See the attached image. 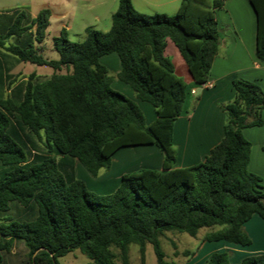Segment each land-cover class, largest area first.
Returning a JSON list of instances; mask_svg holds the SVG:
<instances>
[{
	"label": "trees",
	"instance_id": "16d2710c",
	"mask_svg": "<svg viewBox=\"0 0 264 264\" xmlns=\"http://www.w3.org/2000/svg\"><path fill=\"white\" fill-rule=\"evenodd\" d=\"M249 1L256 14L255 56L263 61L264 0ZM223 4L181 0L173 15H150L131 0H119L107 32L88 26L83 40L71 41L61 27L52 38L57 59L34 46L46 36L48 8L34 17L22 9L0 13V48L18 61L52 68L46 78L30 73L11 85L0 53V88L9 90L7 96L0 92V211L13 206L17 213L0 222V264L16 239L28 250L27 264H59L57 258L73 250L85 254L87 264H129L130 244L138 245L140 264L146 244L156 264H180L167 260L161 248L167 231L196 236L203 228L201 240L251 242L242 224L252 214L264 220V192L260 176L247 168L251 143L242 129L263 124L264 92L257 83L232 79L221 139L202 161L174 167L173 123L183 111L187 86L165 55L166 39L192 81L205 83L219 44L215 10ZM11 38L15 42L7 44ZM109 53L119 57L117 78L154 108L151 123L135 101L110 86L112 78L99 62ZM144 145L161 150V169L124 173L108 194L75 178V160L96 176L119 149ZM24 214L31 218L23 220ZM193 253L181 252L189 258ZM200 264H264V253L232 263L227 252H212Z\"/></svg>",
	"mask_w": 264,
	"mask_h": 264
},
{
	"label": "crops",
	"instance_id": "0c3cea01",
	"mask_svg": "<svg viewBox=\"0 0 264 264\" xmlns=\"http://www.w3.org/2000/svg\"><path fill=\"white\" fill-rule=\"evenodd\" d=\"M139 1L144 2L146 7L153 4L159 7L168 4L172 6L177 0H165L160 3H152L149 0ZM131 3L136 7L134 0H131ZM115 10H111V15ZM215 16L219 26V44L206 81V84L210 86L198 85L192 81L178 49L170 39H166L165 55L171 60L175 74L187 86L183 111L173 123V148L176 152L174 167L176 168L202 161L221 139L223 125L227 119L222 106L232 101L234 96L232 79L242 78L255 82L264 92V60L260 61L255 56L256 14L253 5L249 0H224L223 6L215 10ZM61 27H65L68 32V25ZM99 62L105 66L108 75L112 78L110 86L135 101L141 110L143 107L147 109L149 117L146 118L144 115L145 122L151 123L155 118L152 105L138 100L131 87L117 78L120 70L118 55L104 54L99 58ZM32 72L39 76L35 70ZM21 80H26V77ZM144 104L150 105L151 108ZM261 117L262 125L245 127L242 129V134L251 143L247 168L260 176L264 192V109ZM162 161V152L155 145L125 147L116 151L111 158L110 166L107 169H99L96 176L83 171L82 165L75 160L74 175L75 178L82 179L95 193L108 194L119 185L122 174L140 168L159 170L162 167ZM242 230L251 240L248 245L234 244L224 240L205 241L201 240V237L191 258L196 256L200 247L205 246L209 250L200 258V263L212 252H227L229 261L232 263H237L246 256L264 253V220L259 215L252 214L242 224Z\"/></svg>",
	"mask_w": 264,
	"mask_h": 264
},
{
	"label": "rangeland",
	"instance_id": "374dc122",
	"mask_svg": "<svg viewBox=\"0 0 264 264\" xmlns=\"http://www.w3.org/2000/svg\"><path fill=\"white\" fill-rule=\"evenodd\" d=\"M119 0H0V13L6 10L22 9L30 16H36L43 8L50 10L49 25L46 29V36L40 43L34 42L38 52L49 59H57L58 53L53 48L52 38L59 34L61 26L68 25V38L71 41H81L84 38V28L91 26L102 32H107L111 27V10L116 9ZM152 3H160L165 0H149ZM135 8L144 14L164 13L173 15L180 4L177 0L172 4L152 6L144 4L139 0H134ZM4 18L0 16V31L3 30ZM15 42V38H11L8 42ZM0 53H4V58L7 60L8 73L12 74V84L18 82L23 77H28L35 70L39 79L46 78L52 73V68L47 65H37L30 62H21L13 55L7 53L0 48ZM65 72V70H61ZM3 96L9 93L8 85L0 88ZM147 105L151 108L150 105ZM142 112L146 118L149 117V111L142 108ZM83 171L88 173L83 166ZM82 180V179H81ZM83 181V180H82ZM88 186V185H87ZM88 188V187H87ZM89 190L93 191L90 188ZM94 192V191H93ZM98 194V193H97ZM13 205V204H12ZM17 213L13 206L8 211H0V222L6 218H16ZM21 216V215H20ZM23 220L30 219V215L24 214L21 217ZM205 229H200L196 236H190L186 232L167 231L160 237V245L165 253L167 260H175L180 264H200V258L209 250L207 246L200 247L194 257H187L181 254L183 250L196 251V247L200 242V238L204 234ZM177 251L178 254H174ZM200 252V253H199ZM129 264H140V255L138 245H129ZM4 264H27L28 250L24 242L20 239L13 241L9 252L2 254ZM59 264H87L88 257L79 250H73L63 256L57 258ZM144 264H156V258L151 244L145 246V262Z\"/></svg>",
	"mask_w": 264,
	"mask_h": 264
},
{
	"label": "built area",
	"instance_id": "2783aa9c",
	"mask_svg": "<svg viewBox=\"0 0 264 264\" xmlns=\"http://www.w3.org/2000/svg\"><path fill=\"white\" fill-rule=\"evenodd\" d=\"M205 86H210V84H206V82L205 83H203Z\"/></svg>",
	"mask_w": 264,
	"mask_h": 264
}]
</instances>
